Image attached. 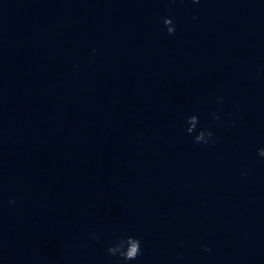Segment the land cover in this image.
Returning <instances> with one entry per match:
<instances>
[{"label":"clouds","instance_id":"9594fccd","mask_svg":"<svg viewBox=\"0 0 264 264\" xmlns=\"http://www.w3.org/2000/svg\"><path fill=\"white\" fill-rule=\"evenodd\" d=\"M192 3H199L200 0H191ZM195 19V17H194ZM163 24L167 30V34L172 35L175 32V26L173 20L169 17L163 19ZM219 103H223L222 98H218ZM213 119L219 120V115H214ZM185 123L187 125L186 132L188 135L193 136L194 143L196 144H215L216 141L213 138L214 133L207 128H200L197 130L199 124V117L197 115H189L185 118ZM257 155L264 157V147L257 150ZM247 173H244L246 175ZM10 204H14V200L9 201ZM90 238L97 240L98 237L93 233ZM210 247L204 246V251H210ZM107 254L111 257H117L116 264H128L130 261H135L139 256L142 255L141 252V241L139 238L128 235L117 237L112 244L107 247Z\"/></svg>","mask_w":264,"mask_h":264}]
</instances>
